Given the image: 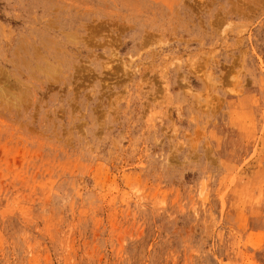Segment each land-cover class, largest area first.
I'll return each mask as SVG.
<instances>
[{
	"label": "rangeland",
	"instance_id": "374dc122",
	"mask_svg": "<svg viewBox=\"0 0 264 264\" xmlns=\"http://www.w3.org/2000/svg\"><path fill=\"white\" fill-rule=\"evenodd\" d=\"M0 264H264V0H0Z\"/></svg>",
	"mask_w": 264,
	"mask_h": 264
}]
</instances>
